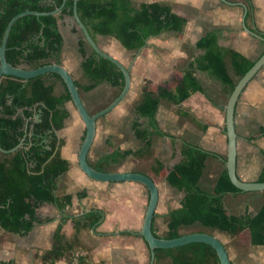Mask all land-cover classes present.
<instances>
[{"label": "crops", "instance_id": "obj_1", "mask_svg": "<svg viewBox=\"0 0 264 264\" xmlns=\"http://www.w3.org/2000/svg\"><path fill=\"white\" fill-rule=\"evenodd\" d=\"M132 0L135 6L142 3H164L172 12L186 19L181 32L168 31L158 36H150L143 49L129 50L113 36L95 34L99 47L117 58L125 66H131L132 85L125 99L110 113L97 121L94 142L88 159L92 166L99 165L101 159L113 150L136 151L141 148L133 124L139 120L144 126L148 119L139 116L137 107L142 102L145 90L157 92L159 88L175 89L185 78L191 63L202 57L204 49L197 42L210 32L218 35V44L233 50L251 61L264 53V42L252 36L243 28L242 19L247 6L246 24L253 31L264 36V0ZM70 16L58 21L63 37L60 63L71 73L86 108L96 113L105 108L119 94L121 88L104 81L91 90H85L90 80L85 76L82 64L84 56L80 52L81 32L70 25ZM90 53L91 47L89 46ZM228 73L236 85L242 76L227 60ZM195 76L202 85L180 104L162 99L156 112V120L162 134L152 136L149 156L126 158L119 164H110L108 171L141 172L150 176L158 186L159 201L153 219V232L163 237L168 231L171 212L182 206L184 190L172 186L167 175L183 160L185 144H191L212 153L205 160L199 187L213 192L222 175L227 171L228 135L226 128V106L232 92L227 85L211 76L207 71L195 70ZM54 84V95L65 96L67 88L62 81L48 77ZM152 86H145L147 82ZM69 116L64 127L57 131L61 157L68 161L69 169L56 180V195L59 199L71 196L70 204L64 207L43 203L33 207L42 222H35L28 232L14 233L0 224V262L11 264H49L42 255L51 250L56 242V231L63 222L62 231L69 240L75 235L79 246L76 253H87L95 264H150L151 254L143 237L142 229L149 190L138 182H102L88 177L80 169L78 154L86 134V127L72 100L65 103ZM237 131V174L245 182H261L264 170V67L249 82L241 93L235 109ZM129 160V164L126 161ZM161 165L154 173L156 163ZM228 172V171H227ZM84 197H79L81 192ZM223 204L229 214L254 216L264 205V191H236L224 194ZM99 211L102 219L93 227L85 216ZM87 212L86 214H83ZM195 229L180 232L209 233L225 243L229 233L211 229L199 223ZM252 245L250 231L242 232ZM227 247V246H226ZM229 252V251H228ZM230 255V254H229ZM232 264L234 263L231 257ZM249 264H264L249 252ZM56 264H68L60 258ZM154 264H173L165 255L155 258Z\"/></svg>", "mask_w": 264, "mask_h": 264}, {"label": "trees", "instance_id": "obj_2", "mask_svg": "<svg viewBox=\"0 0 264 264\" xmlns=\"http://www.w3.org/2000/svg\"><path fill=\"white\" fill-rule=\"evenodd\" d=\"M62 3L63 0H0V42L3 41L9 21L15 15L26 10L51 12ZM73 5V0H67L57 15H25L19 18L8 38L7 61L27 69L60 63L63 37L58 21L63 16L73 15ZM78 12L93 37L95 34L113 36L129 50L140 49L150 36L168 31L181 32L186 24L185 18L173 13L169 5L159 2L142 3L137 7L132 0H79ZM79 45L84 56L82 68L90 80L84 89L91 90L104 81L122 89L125 83L122 71L94 50L88 53L89 45L83 39ZM197 47L205 50L204 55L190 64L185 78L175 89L144 91L137 112L140 118L148 119V124L144 126L139 120L133 124L141 148L136 151L113 150L94 168L108 171L106 166L119 164L128 156H149L152 136L162 134L156 120L160 101L166 99L180 104L191 94L203 90L194 74L195 70L207 71L232 92L235 84L228 73L227 60L231 61L239 76H243L254 65V61L241 54L222 48L218 44L216 32L202 37ZM48 77L61 79L58 74L48 73L27 82L13 76L0 80L1 147L11 150L25 138L24 145L17 151L0 152V224L5 230L14 233L28 232L35 222H42L34 208L26 205L27 201H31L33 207L51 203L59 208L71 202V196L59 199L56 195V180L69 169L68 161L60 154L57 131L64 127L69 116L65 103L71 100V96L68 91L65 96H55L54 84ZM37 114H40L41 120L34 122ZM182 154L183 160L169 171L167 180L172 186L184 190L185 196L182 206L171 212L164 238L180 237L183 235L181 227L199 223L233 236L248 229L251 244L264 245V205L254 216L229 214L224 207L223 196L228 191L240 189L233 185L228 172L222 175L213 192L204 191L199 187V179L205 160L212 153L185 144ZM160 167L157 162L153 172H159ZM259 180L264 182V170ZM85 195L84 191L79 197ZM85 218L91 219L90 226L93 227L102 219V214L95 211ZM62 224L56 231L53 248L42 255L43 261L56 264L58 259L65 257L68 264H95L87 253H76L78 237L75 235L68 240L63 234ZM155 252L156 258L165 255L173 264H220L214 248L202 242L171 249H156Z\"/></svg>", "mask_w": 264, "mask_h": 264}, {"label": "water", "instance_id": "obj_3", "mask_svg": "<svg viewBox=\"0 0 264 264\" xmlns=\"http://www.w3.org/2000/svg\"><path fill=\"white\" fill-rule=\"evenodd\" d=\"M73 15L70 16V25L74 26L79 32H81L82 39L87 42V44L94 50L97 55L103 57L105 59L110 60L114 63L123 73L125 83L119 94L110 102L108 106L101 109L96 113H91L85 106L81 92L79 87L77 86L73 76L71 73L61 64V63H51L45 64L41 67L34 69H27L25 67L14 66L7 61L6 58V49L7 42L11 32V29L14 23L21 17L25 15H57L59 14L63 7L65 6L67 0H63V3L60 7H57L55 10L51 12H39L33 10H26L17 15H15L8 23L3 41L0 42V80L6 76H13L16 78H20L25 80L26 82L42 75L48 73L58 74L62 81L64 82L73 104L75 105L79 116L83 120L86 127V134L81 144L79 154H78V164L80 169L86 174L88 177L102 182H138L143 184L149 190V203L146 208L145 218L143 222V226L139 234L143 237L145 242L147 243L150 254L151 261L150 264H154L156 258V249H171L180 247L189 243L194 242H202L206 243L214 248L216 251L220 264H232L229 252L227 247L223 244L221 240H219L214 235L209 233L197 232L184 234L177 238L167 239L163 237L157 236L153 232V219L155 215V210L159 201V189L155 181L148 176L147 174L141 172H116V171H100L94 168L88 159V154L90 148L94 142L97 130V121L99 118L105 116L115 109L127 96L129 90L132 85L131 79V66H125L121 63L117 58L110 55L109 53L102 50L97 44L94 37L91 35L89 29L85 25V23L80 18L78 12V1L73 0ZM224 3L232 4L227 0H221ZM245 9V13L242 19L243 28L252 34L253 37L258 38L259 40L264 42V36L251 31L246 24V15H247V6L244 3H237ZM145 46V45H144ZM144 46L140 48L143 49ZM264 67V53L257 59L254 65L239 79L237 84L235 85L227 106H226V128L228 135V154L226 160V167L228 171V175L230 177L231 182L238 189L243 191H264V182H245L242 181L237 174V131L235 127V109L236 104L239 100V97L249 82L262 70ZM40 114L35 116L34 122H39ZM33 128V125H31ZM25 139V138H24ZM22 140L15 148L11 150H5L1 147L0 144V152L2 153H13L17 151L20 147L24 145L25 140ZM84 212L83 214H86ZM15 264V263H11Z\"/></svg>", "mask_w": 264, "mask_h": 264}, {"label": "rangeland", "instance_id": "obj_4", "mask_svg": "<svg viewBox=\"0 0 264 264\" xmlns=\"http://www.w3.org/2000/svg\"><path fill=\"white\" fill-rule=\"evenodd\" d=\"M152 86L150 82L148 81L145 86ZM172 88H170L171 90ZM129 159H131L134 156H128ZM127 157V159H128ZM126 160V159H125ZM127 164H129V160L126 161ZM195 226H189L186 230L189 229H195ZM5 240V238H1V241ZM0 241V242H1ZM225 243L227 246V249L229 251V254L234 260L235 264H249L248 261V255L249 252L252 253V255L256 258L257 261L263 263L264 262V247L257 248V247H251L249 245L248 237L246 235H231L225 237Z\"/></svg>", "mask_w": 264, "mask_h": 264}]
</instances>
